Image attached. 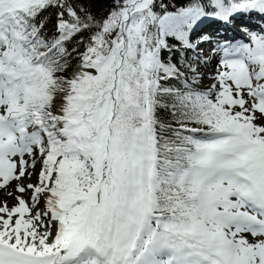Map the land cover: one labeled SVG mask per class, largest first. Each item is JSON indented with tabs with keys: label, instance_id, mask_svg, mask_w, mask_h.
I'll return each mask as SVG.
<instances>
[{
	"label": "snow or ice",
	"instance_id": "1",
	"mask_svg": "<svg viewBox=\"0 0 264 264\" xmlns=\"http://www.w3.org/2000/svg\"><path fill=\"white\" fill-rule=\"evenodd\" d=\"M107 2L0 0V264H264V0Z\"/></svg>",
	"mask_w": 264,
	"mask_h": 264
},
{
	"label": "rangeland",
	"instance_id": "2",
	"mask_svg": "<svg viewBox=\"0 0 264 264\" xmlns=\"http://www.w3.org/2000/svg\"><path fill=\"white\" fill-rule=\"evenodd\" d=\"M206 21V20H205ZM241 22V21H240ZM240 22H239V20H235L234 21V24H236V28L237 29H240ZM249 28H251L252 30H255V31H261L262 29H261V27H260V24H257V23H255V25H254V27H253V25L252 26H250L249 25V23L247 22V21H243ZM225 23H223V25H222V29L223 30H227L228 29V26H226V25H224ZM219 27V26H218ZM224 27H227V28H224ZM217 29L218 28H216L215 27V25H213L212 23H209V24H207V25H205V23L203 24H201L200 25V27H199V31H202V30H204V31H206V32H208V35H210L213 39H221L222 38V36L221 35H219V33H218V31H217ZM229 30V29H228ZM239 32H240V30H239ZM241 33V32H240ZM242 35H243V37H244V34L243 33H241ZM244 39V38H243ZM242 39V40H243ZM213 42L215 41V42H217L218 40H212ZM211 43H205V44H203L202 46H201V48H202V50L204 51V53H205V55L208 57V59L211 57V56H213V54H212V52H211V49L212 48H210L211 47ZM206 68V69H205ZM206 70V71H205ZM200 71L205 75L204 76V79H203V81H202V84H201V87H207V86H209L213 81H212V79H211V74H214L215 72H213V73H211L212 72V70L208 67V66H205L204 64H201V67H200ZM207 72V73H205V72ZM37 170H39V165H37ZM35 180V177H33V181ZM5 197H4V194L2 193V192H0V199H4Z\"/></svg>",
	"mask_w": 264,
	"mask_h": 264
},
{
	"label": "bare ground",
	"instance_id": "3",
	"mask_svg": "<svg viewBox=\"0 0 264 264\" xmlns=\"http://www.w3.org/2000/svg\"><path fill=\"white\" fill-rule=\"evenodd\" d=\"M225 25L228 26L229 30L228 29L227 30L220 29L218 31L219 35L222 36V38L219 40V42L231 41V42L235 43L237 41H241L244 38L243 35L239 32V29L236 28V24L233 23V24H225ZM224 28H227V27H224ZM210 48H213V47H210ZM219 58H221V55H219V54H217L215 56L213 55L209 58L210 63L205 65V66H208L212 70L211 73L216 71L217 61H219ZM205 73H207V72H205Z\"/></svg>",
	"mask_w": 264,
	"mask_h": 264
},
{
	"label": "trees",
	"instance_id": "4",
	"mask_svg": "<svg viewBox=\"0 0 264 264\" xmlns=\"http://www.w3.org/2000/svg\"><path fill=\"white\" fill-rule=\"evenodd\" d=\"M167 3H169L171 5V8L169 10H175L181 6H186L189 3V0H166ZM108 9V2L107 0H97V3L95 5L94 11H97L100 15H103ZM255 18L258 19V21L264 23V20H261L258 16L254 15ZM210 22V19H209ZM201 34H207L208 32L206 31H197L196 33H194L193 38L195 39L196 37H198ZM173 43L175 41H172ZM165 55H167V53H165ZM162 117L166 118V114L165 113H161Z\"/></svg>",
	"mask_w": 264,
	"mask_h": 264
}]
</instances>
